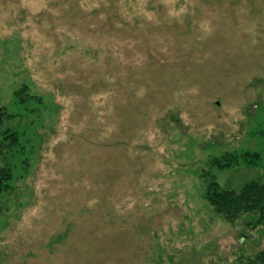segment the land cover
I'll return each mask as SVG.
<instances>
[{
    "label": "rangeland",
    "instance_id": "374dc122",
    "mask_svg": "<svg viewBox=\"0 0 264 264\" xmlns=\"http://www.w3.org/2000/svg\"><path fill=\"white\" fill-rule=\"evenodd\" d=\"M0 109L19 136L0 264H245L264 248L203 198L264 174V0H0ZM243 153L256 168L212 166Z\"/></svg>",
    "mask_w": 264,
    "mask_h": 264
},
{
    "label": "trees",
    "instance_id": "16d2710c",
    "mask_svg": "<svg viewBox=\"0 0 264 264\" xmlns=\"http://www.w3.org/2000/svg\"><path fill=\"white\" fill-rule=\"evenodd\" d=\"M12 120L13 116L0 109V216L7 209L8 201H11L8 196L13 192L10 185L13 178L12 168L7 159L18 148L19 136L12 127ZM239 159L248 168L254 169L259 155L243 153L226 156L222 160H213L212 166L218 170H230L240 164ZM203 198L224 222H241L245 228H257L264 240V174L238 189H223L215 181H210L206 185ZM245 264H264V248Z\"/></svg>",
    "mask_w": 264,
    "mask_h": 264
}]
</instances>
